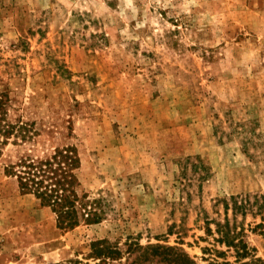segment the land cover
<instances>
[{"label":"rangeland","instance_id":"374dc122","mask_svg":"<svg viewBox=\"0 0 264 264\" xmlns=\"http://www.w3.org/2000/svg\"><path fill=\"white\" fill-rule=\"evenodd\" d=\"M0 91L31 124L0 134V264L129 237L199 259L226 220L264 260V0H0ZM67 147L99 224L60 228L6 172Z\"/></svg>","mask_w":264,"mask_h":264},{"label":"trees","instance_id":"16d2710c","mask_svg":"<svg viewBox=\"0 0 264 264\" xmlns=\"http://www.w3.org/2000/svg\"><path fill=\"white\" fill-rule=\"evenodd\" d=\"M10 103V97L0 91V134L6 140H25L30 137L31 124L7 122ZM80 164L76 149L67 147L46 158H22L6 172L16 178L22 192L33 194L41 205L51 208L60 228L73 230L81 224H99L106 216L104 198L79 192L76 171ZM206 234L212 242L202 248L199 259L179 246L142 245L137 238L129 237L124 243L109 238L91 240L82 256L50 264H264L244 232L228 220L216 223L215 230L207 226Z\"/></svg>","mask_w":264,"mask_h":264}]
</instances>
